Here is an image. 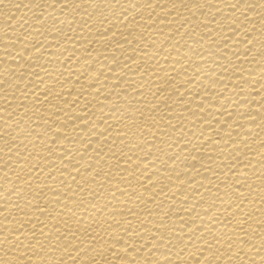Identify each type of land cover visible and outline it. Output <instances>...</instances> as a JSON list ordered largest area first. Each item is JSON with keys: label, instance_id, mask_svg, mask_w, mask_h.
<instances>
[{"label": "bare ground", "instance_id": "6f19581e", "mask_svg": "<svg viewBox=\"0 0 264 264\" xmlns=\"http://www.w3.org/2000/svg\"><path fill=\"white\" fill-rule=\"evenodd\" d=\"M0 264H264V0H0Z\"/></svg>", "mask_w": 264, "mask_h": 264}]
</instances>
